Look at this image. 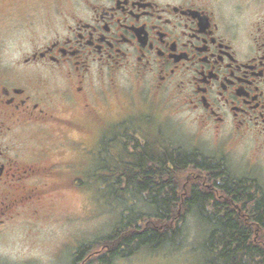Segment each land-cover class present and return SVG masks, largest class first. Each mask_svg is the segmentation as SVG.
Segmentation results:
<instances>
[{
	"label": "flooded vegetation",
	"instance_id": "af4514ba",
	"mask_svg": "<svg viewBox=\"0 0 264 264\" xmlns=\"http://www.w3.org/2000/svg\"><path fill=\"white\" fill-rule=\"evenodd\" d=\"M44 5L27 13L47 25L27 53L3 51L0 26V231L51 191L83 184L82 173L93 160L104 168L101 157L116 154L121 139L140 136L125 127L135 103H178L199 132L252 135L264 145V0ZM112 103L118 115L107 118L100 109ZM90 119L107 125L96 137ZM81 130L92 140L73 137ZM71 150L74 161L64 159ZM97 254L81 249L70 264H89Z\"/></svg>",
	"mask_w": 264,
	"mask_h": 264
},
{
	"label": "rangeland",
	"instance_id": "374dc122",
	"mask_svg": "<svg viewBox=\"0 0 264 264\" xmlns=\"http://www.w3.org/2000/svg\"><path fill=\"white\" fill-rule=\"evenodd\" d=\"M48 1L0 0L3 51L16 55L32 50L37 44L34 32H42L47 25L45 21L42 22L45 17L40 15L29 18L31 14L27 13L39 5L45 6ZM117 105L119 103H112L114 107L109 109L101 106L100 111L107 118L117 116ZM130 109L134 110L136 116L125 127H137L141 137L149 138L150 145L171 143L187 150H198L207 156L219 157L226 161L234 176L256 179L264 188V145L252 135L232 140L228 137L218 139L211 130L199 132L193 115L181 112L178 103H135ZM151 113L154 116L149 117L148 114ZM96 123L97 121L90 119L87 124L95 137L104 122ZM109 125L115 128L112 123ZM87 133L85 130L76 131L73 132V137L92 140L87 137ZM126 145L122 143L121 148L128 152L132 146ZM110 146L111 153L114 151L116 154L101 157L99 163L104 162V168L98 167L97 161L93 160V166L82 173L83 184L78 183L57 192L51 191L49 196L36 204V209H26L22 216L9 220L2 226L0 264H37V261L45 264H70L81 249L87 254L99 252L89 264H106L99 260L110 249L105 244V237L116 230L121 215L131 207L148 210V206H143L146 203L141 195L119 189L116 173V179L111 180L113 172H108L110 167L117 173H121L123 169L133 171L134 160L123 155L117 145L114 150ZM64 156V159L74 161L79 155L71 150ZM55 159L62 158L57 155L50 161ZM73 173L79 178V170L73 169ZM189 174L190 172H184V182ZM53 187L54 185L51 189ZM208 229L195 212L188 217L187 232L178 245H166L156 250L140 248L128 257L114 258L110 264H207L202 244ZM60 246L63 247L60 254L56 252L55 255ZM54 259L58 260L52 262Z\"/></svg>",
	"mask_w": 264,
	"mask_h": 264
},
{
	"label": "trees",
	"instance_id": "16d2710c",
	"mask_svg": "<svg viewBox=\"0 0 264 264\" xmlns=\"http://www.w3.org/2000/svg\"><path fill=\"white\" fill-rule=\"evenodd\" d=\"M148 139L138 133L121 139L132 146L121 150L134 160L133 171L108 170L111 180L117 174L119 189L141 195L148 210L131 207L121 215L116 230L105 237L110 249L99 260L110 264L140 248L178 245L188 217L196 212L209 227L202 244L207 264H264V188L259 181L237 178L219 157L171 143L152 146ZM184 172H190L186 182Z\"/></svg>",
	"mask_w": 264,
	"mask_h": 264
}]
</instances>
